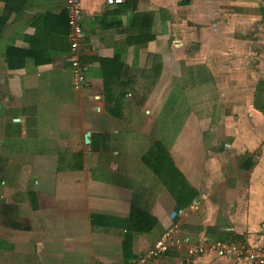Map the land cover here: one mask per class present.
I'll return each mask as SVG.
<instances>
[{
    "label": "crops",
    "instance_id": "obj_1",
    "mask_svg": "<svg viewBox=\"0 0 264 264\" xmlns=\"http://www.w3.org/2000/svg\"><path fill=\"white\" fill-rule=\"evenodd\" d=\"M79 2V92L66 0L16 3L0 35V264H133L174 223L264 244V0Z\"/></svg>",
    "mask_w": 264,
    "mask_h": 264
},
{
    "label": "built area",
    "instance_id": "obj_2",
    "mask_svg": "<svg viewBox=\"0 0 264 264\" xmlns=\"http://www.w3.org/2000/svg\"><path fill=\"white\" fill-rule=\"evenodd\" d=\"M123 2L124 0H105L108 6L120 5ZM66 3L72 87L74 91L79 92L86 83L85 67L80 61L81 43L84 40L81 26L82 8L79 0H66ZM177 232V223L169 226L160 238L146 249L133 264H147L150 261L157 260L166 254L171 247L177 251L186 250L190 256L213 254L217 258L245 260L250 264H264V244L251 245L244 242L230 241L194 244L186 238L178 237Z\"/></svg>",
    "mask_w": 264,
    "mask_h": 264
},
{
    "label": "rangeland",
    "instance_id": "obj_3",
    "mask_svg": "<svg viewBox=\"0 0 264 264\" xmlns=\"http://www.w3.org/2000/svg\"><path fill=\"white\" fill-rule=\"evenodd\" d=\"M253 13H250V15L251 16H254V15H257V13H254L255 12V10L254 11H252ZM259 83L256 85V87H255V93H254V96L252 97L253 98V101H252V104L250 105V103H249V108H251V106H252V108H251V110H250V115L253 113V110L255 109H262V115H264L263 113H264V81L263 80H260V81H258ZM252 89L253 88H249L248 90H251L252 91ZM235 92L236 93H238V94H240V93H242L243 92V90L242 89H240V88H237V89H235ZM244 93V92H243ZM250 93H247V96L249 95ZM244 96H245V94H243ZM250 99H251V96L249 97ZM170 104H168L167 105V107H171L172 106V101L171 102H169ZM173 107V106H172ZM182 112V109H180L179 110V115H181L180 113ZM182 116V115H181Z\"/></svg>",
    "mask_w": 264,
    "mask_h": 264
},
{
    "label": "trees",
    "instance_id": "obj_4",
    "mask_svg": "<svg viewBox=\"0 0 264 264\" xmlns=\"http://www.w3.org/2000/svg\"><path fill=\"white\" fill-rule=\"evenodd\" d=\"M23 1H25V0H0V2H3L5 4V13L2 15V17H0V35L2 33L5 21L9 15V13L13 10V7L16 6V3L23 2ZM11 49H13V48H9L8 50H11ZM7 53H8V51H7ZM156 146L160 147V143L157 144Z\"/></svg>",
    "mask_w": 264,
    "mask_h": 264
},
{
    "label": "water",
    "instance_id": "obj_5",
    "mask_svg": "<svg viewBox=\"0 0 264 264\" xmlns=\"http://www.w3.org/2000/svg\"><path fill=\"white\" fill-rule=\"evenodd\" d=\"M89 137H90V133H86L85 136H84V141L86 144H88L90 141H89Z\"/></svg>",
    "mask_w": 264,
    "mask_h": 264
}]
</instances>
